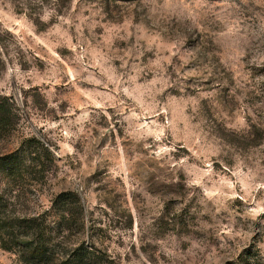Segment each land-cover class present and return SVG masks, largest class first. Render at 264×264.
<instances>
[{"label": "rangeland", "instance_id": "374dc122", "mask_svg": "<svg viewBox=\"0 0 264 264\" xmlns=\"http://www.w3.org/2000/svg\"><path fill=\"white\" fill-rule=\"evenodd\" d=\"M0 94V155L36 135L55 156L0 193L33 212L78 194L68 244L264 264V0H0ZM0 264L25 263L0 245Z\"/></svg>", "mask_w": 264, "mask_h": 264}, {"label": "trees", "instance_id": "16d2710c", "mask_svg": "<svg viewBox=\"0 0 264 264\" xmlns=\"http://www.w3.org/2000/svg\"><path fill=\"white\" fill-rule=\"evenodd\" d=\"M9 100V96L0 94V138L8 137L17 123V112ZM54 163L50 144L36 135L25 137L15 150L0 155V171L13 187L24 175L45 178ZM25 191L24 187H17L8 198L0 193L1 247L15 251L25 264H122L96 245L68 244L70 231L77 223L75 208L84 227V205L78 194L70 201L68 194L62 192L43 211H17L16 203Z\"/></svg>", "mask_w": 264, "mask_h": 264}]
</instances>
